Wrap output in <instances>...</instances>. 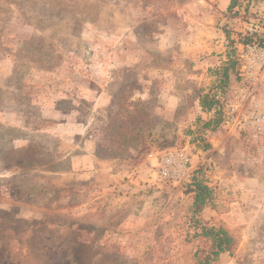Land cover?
I'll list each match as a JSON object with an SVG mask.
<instances>
[{"label":"rangeland","instance_id":"obj_1","mask_svg":"<svg viewBox=\"0 0 264 264\" xmlns=\"http://www.w3.org/2000/svg\"><path fill=\"white\" fill-rule=\"evenodd\" d=\"M217 1L0 0V264H197L194 192L158 176L171 149L214 188L199 219L237 237L213 264H264V137L198 141L246 0Z\"/></svg>","mask_w":264,"mask_h":264},{"label":"built area","instance_id":"obj_2","mask_svg":"<svg viewBox=\"0 0 264 264\" xmlns=\"http://www.w3.org/2000/svg\"><path fill=\"white\" fill-rule=\"evenodd\" d=\"M238 31L237 61L240 83L223 103V128L231 134L264 137V0H246ZM192 172L186 149L164 152L158 162L161 181L183 183Z\"/></svg>","mask_w":264,"mask_h":264},{"label":"trees","instance_id":"obj_3","mask_svg":"<svg viewBox=\"0 0 264 264\" xmlns=\"http://www.w3.org/2000/svg\"><path fill=\"white\" fill-rule=\"evenodd\" d=\"M228 36L226 39L228 40ZM237 51L233 43L228 41L225 55L219 65L212 69L214 80L209 87L202 88L199 94V106L201 111L208 115L206 119L197 118L199 140L202 134L214 131L220 127L223 121V101L228 97L230 91L240 83ZM205 149V147L203 148ZM204 166L200 165L192 172L185 182L189 192H194L192 206L193 219L196 232L195 238L205 239L210 242L207 251L198 249L195 253L197 264H213L218 261L224 253H232L237 246V237L223 226H209L199 219V214L213 204L214 188L208 183Z\"/></svg>","mask_w":264,"mask_h":264},{"label":"crops","instance_id":"obj_4","mask_svg":"<svg viewBox=\"0 0 264 264\" xmlns=\"http://www.w3.org/2000/svg\"><path fill=\"white\" fill-rule=\"evenodd\" d=\"M242 1H244V0H218L217 1L218 2L217 9L220 12L235 11L242 4Z\"/></svg>","mask_w":264,"mask_h":264}]
</instances>
